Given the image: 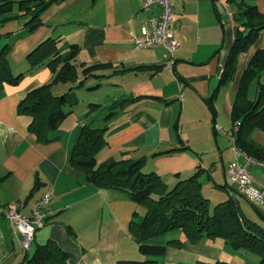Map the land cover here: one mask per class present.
Segmentation results:
<instances>
[{"label":"crops","instance_id":"crops-1","mask_svg":"<svg viewBox=\"0 0 264 264\" xmlns=\"http://www.w3.org/2000/svg\"><path fill=\"white\" fill-rule=\"evenodd\" d=\"M256 3L264 12V0ZM217 5L222 20L211 0H175L177 20L173 28L180 47L172 68L167 65L164 46L143 49L135 46V37L150 29V17L161 13L159 5L146 8L144 0L56 1L42 13L43 24L28 34H24L27 29L24 17L0 21V48L12 43L9 50L12 71L23 72L18 83H6L0 91V176L5 177L0 180V206L15 202L21 213L30 215L45 192L51 191L53 195L52 215L36 232L33 247L54 239L72 254V264H113L120 258L142 257L131 233L130 220L136 211L143 215L145 208L129 199L125 190L94 185L69 161L70 149L83 124L106 128L109 144L99 153V162L146 157L143 170L156 171L168 189L203 167L206 172L201 176L202 192L214 205L235 197L244 213L264 227V205L251 203L237 191L228 167L236 158L231 112L240 78L258 48H264V33L241 53L234 80L220 86L237 31L234 17L237 7L226 0L217 1ZM49 36H61L60 46L65 49L72 43L80 46L74 60L80 79L82 63L113 62L117 69L127 70L103 71L106 75L97 88H90L98 82L92 77L75 89L79 103L62 122L61 137L44 143L28 129L27 120L18 115V104L29 90L54 79L48 66L29 70L28 63L30 52ZM180 79L187 84L183 86ZM261 80L264 83V73ZM72 85L57 82L51 87L54 94L60 95ZM216 88L219 89L214 99L217 108L214 116L207 100L213 97ZM256 88L257 81H253L248 89L251 99L257 95ZM121 99V108L109 119L105 118L112 104ZM92 103L100 106L87 115ZM177 119L181 139L175 130ZM252 137L264 146L263 130L256 129ZM249 169L254 182L264 188V162L252 159ZM37 181L39 185L33 190ZM239 195L245 198L247 206ZM22 237L0 213V264H17L22 260L25 252ZM168 237L181 238L184 246H169L164 256L166 262L206 259L260 264L261 261L256 253L234 250L220 237L193 242L181 231H171Z\"/></svg>","mask_w":264,"mask_h":264},{"label":"trees","instance_id":"trees-1","mask_svg":"<svg viewBox=\"0 0 264 264\" xmlns=\"http://www.w3.org/2000/svg\"><path fill=\"white\" fill-rule=\"evenodd\" d=\"M56 1L61 0H0L1 21L24 17L27 23L24 34L31 33L43 24L42 13ZM211 1L215 6L217 17L222 20L217 5L219 0ZM226 2L230 5L237 4V10L234 12L237 31L222 72L220 86L234 80L241 53L246 52L264 33V12L259 9L256 0H226ZM16 3L19 5L18 12L14 11ZM61 41V36H49L30 52L29 70L46 65L54 73V79L29 90L18 104V115L27 120L28 129L37 136L38 141L44 143L61 137L62 122L79 103L75 89L84 86L92 77L97 78L98 82L90 88H97L102 77L106 75L103 71L127 70L117 69L113 62H96L89 65L82 63L83 77L80 79L78 64L74 61L80 46L72 43L65 49L60 46ZM11 46L12 43L8 42L0 48V91L6 83H18L23 76V72L15 74L12 71L9 63ZM247 66L240 78L231 112L232 131L236 145L249 157L263 163L264 146L253 139L252 133L256 129L264 131V83L261 80L264 73V48H258ZM180 80L183 86L187 84L186 81ZM253 81H257L258 87V95L255 99L249 97L248 91ZM57 82L73 85L69 91L56 95L51 86ZM218 89L216 88L213 97L207 100L214 116L217 113L214 99L218 95ZM121 103L122 99L114 102L106 118L109 119L117 109L119 110ZM98 106L100 104L92 103L87 115ZM234 126H237V130L233 129ZM175 130L180 135L179 119L175 122ZM105 131L104 127L83 124L77 140L70 149L69 161L85 173L87 179L94 185L99 188L125 190L129 199L145 208L143 215L136 211L130 220L131 233L142 257L120 258L113 264H229L224 260L206 259L192 263L166 262L164 256L169 246L178 248L184 246L181 238L168 237L171 231L184 232L193 242L202 241L207 237L223 238L234 250L256 253L261 258L260 264H264L263 225L246 215L235 197H229L226 201L212 206L210 199L202 192L201 176L206 172L205 168L199 167L198 171L189 178L179 180L174 187L168 189L166 182L156 171L143 170L148 159L146 157L134 160L110 158L99 162L97 160L99 153L109 144ZM157 154L161 153L153 155ZM208 176L210 177V174ZM4 178L0 176V180ZM38 185L37 181L33 190L37 189ZM255 208L259 211L256 206ZM262 216L264 218V215ZM70 232L75 233L71 229ZM72 257V254L63 249L56 240L48 239L42 244H34L31 251H25L22 260L17 264H72L70 261Z\"/></svg>","mask_w":264,"mask_h":264},{"label":"built area","instance_id":"built-area-1","mask_svg":"<svg viewBox=\"0 0 264 264\" xmlns=\"http://www.w3.org/2000/svg\"><path fill=\"white\" fill-rule=\"evenodd\" d=\"M156 4L161 7V13L150 17V29H145L142 32L143 34L135 37V46L138 49L158 45L164 46L166 49L167 65L172 68L175 64V52L180 47L177 32L173 28L177 20L175 0H144L146 8ZM233 129L237 130V126H234ZM232 148L234 154H236V158L228 166L230 179L236 183L237 191L251 203L263 206L264 188L259 187L254 182L249 169L252 158L236 143L233 144ZM52 197L51 191L45 192L40 199H37L30 215L21 213L19 204L15 202H9L0 206V213L21 232L24 251H31L36 232L44 227L51 217L52 210L50 203Z\"/></svg>","mask_w":264,"mask_h":264},{"label":"rangeland","instance_id":"rangeland-1","mask_svg":"<svg viewBox=\"0 0 264 264\" xmlns=\"http://www.w3.org/2000/svg\"><path fill=\"white\" fill-rule=\"evenodd\" d=\"M219 5V7H220V9L222 10V5H220V4H218ZM235 6L237 5V4H234ZM237 7V6H236ZM14 11H16V12H18L19 11V5L16 3L15 5H14ZM223 11V10H222ZM13 20H15V19H13ZM0 21H1V18H0ZM256 90H257V88H256ZM255 90V91H256ZM257 92V91H256ZM257 95H258V92H257ZM257 95L254 97V99L257 97ZM111 111V110H110ZM109 111V112H110ZM108 114V113H107ZM107 116V115H106ZM106 116L104 115V117L106 118ZM230 185H234V183H232V182H230ZM216 186H218V185H216ZM206 189L204 188V191H205ZM224 192H227V190L225 189L224 190ZM208 196V195H207ZM239 198H241V202L245 205V206H247L246 205V200H245V198L243 197V196H240L239 195ZM211 202V201H210ZM246 202V203H245ZM212 206H215L214 205V203L213 202H211L210 203ZM249 206H250V208L253 210L254 209V206H251L250 204H249ZM249 207H247V209H249V210H251ZM251 210V211H252ZM255 210V209H254Z\"/></svg>","mask_w":264,"mask_h":264}]
</instances>
